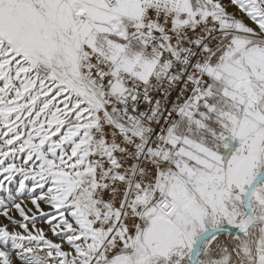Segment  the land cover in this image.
Instances as JSON below:
<instances>
[{
	"label": "snow or ice",
	"instance_id": "snow-or-ice-1",
	"mask_svg": "<svg viewBox=\"0 0 264 264\" xmlns=\"http://www.w3.org/2000/svg\"><path fill=\"white\" fill-rule=\"evenodd\" d=\"M13 256L264 264V0H0Z\"/></svg>",
	"mask_w": 264,
	"mask_h": 264
},
{
	"label": "rangeland",
	"instance_id": "rangeland-1",
	"mask_svg": "<svg viewBox=\"0 0 264 264\" xmlns=\"http://www.w3.org/2000/svg\"><path fill=\"white\" fill-rule=\"evenodd\" d=\"M38 225H39V222H38ZM13 259L15 261V264H19V261L18 260H15V257L13 256Z\"/></svg>",
	"mask_w": 264,
	"mask_h": 264
}]
</instances>
